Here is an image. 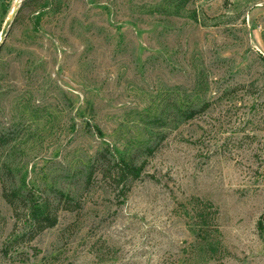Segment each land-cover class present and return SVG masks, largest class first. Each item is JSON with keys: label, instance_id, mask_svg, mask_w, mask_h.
I'll return each instance as SVG.
<instances>
[{"label": "rangeland", "instance_id": "rangeland-1", "mask_svg": "<svg viewBox=\"0 0 264 264\" xmlns=\"http://www.w3.org/2000/svg\"><path fill=\"white\" fill-rule=\"evenodd\" d=\"M51 1L0 45V264H264V0Z\"/></svg>", "mask_w": 264, "mask_h": 264}, {"label": "trees", "instance_id": "trees-1", "mask_svg": "<svg viewBox=\"0 0 264 264\" xmlns=\"http://www.w3.org/2000/svg\"><path fill=\"white\" fill-rule=\"evenodd\" d=\"M34 0H25L22 6L19 8L18 13L14 19L12 24L18 21L19 17L21 16L24 9L31 6ZM52 1L46 4H43L36 12V20L39 21L41 17L44 15V9H47L49 6L52 5ZM7 12L5 14V20L8 17ZM4 20V21H5ZM11 27V28H12ZM1 47V46H0ZM195 112L190 110V112H185V119H192L194 117ZM123 164L118 167V170H114V173L109 175V178L112 181H115L118 184H122V195H125V191H127L128 184L133 181L134 179H138L143 171L142 166L134 165L133 161L124 162ZM111 172V171H110ZM4 199L8 203L9 206L12 207L14 213H18L21 209L23 213V232L21 237L30 236V239L35 237L36 235L42 233L46 229L53 228L57 222V215L56 211L57 208H53L52 205L47 200L41 201H34L31 191L24 192L21 188L20 189H13L12 192L7 193L4 192L3 194ZM57 197L59 199L65 200L66 204L68 205V197H65L62 193L57 192ZM208 207H211L208 205ZM70 209V208H69ZM197 211V210H196ZM199 213V212H198ZM196 214V217H199L203 220L204 217H201V214ZM201 232L204 231V228L201 226ZM198 231H194L197 234ZM207 240V239H206Z\"/></svg>", "mask_w": 264, "mask_h": 264}, {"label": "water", "instance_id": "water-1", "mask_svg": "<svg viewBox=\"0 0 264 264\" xmlns=\"http://www.w3.org/2000/svg\"><path fill=\"white\" fill-rule=\"evenodd\" d=\"M20 8V3H16L14 8L11 10L10 14L8 15L4 25H3V28L1 30V33H0V45H2L5 41V39L7 38V35L9 33V30L14 22V19L18 13V10Z\"/></svg>", "mask_w": 264, "mask_h": 264}]
</instances>
